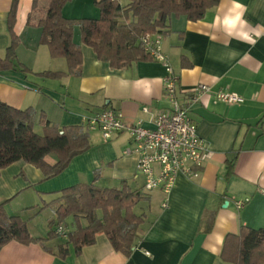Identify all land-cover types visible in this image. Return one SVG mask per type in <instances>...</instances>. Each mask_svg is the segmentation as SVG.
<instances>
[{
  "label": "crops",
  "instance_id": "obj_1",
  "mask_svg": "<svg viewBox=\"0 0 264 264\" xmlns=\"http://www.w3.org/2000/svg\"><path fill=\"white\" fill-rule=\"evenodd\" d=\"M117 1L122 6L128 3ZM93 2L71 0L62 14L69 19L98 18L99 9ZM11 4L12 0H0L1 58L11 43ZM31 6L32 0H17L13 26L16 62L29 71H0V101L18 109L33 108L35 125L41 130V114L45 122L58 128H82L90 147L51 178L22 160L1 169L0 202H16L30 209L37 196L43 202L37 209L51 206L52 215L46 221L51 222L63 188L92 182L99 187H120L125 181L144 195L133 208L143 221L129 255L115 251L100 234L78 255L68 244L69 254L60 258L57 248L66 242V236L57 234L45 240V226L40 231L22 218L31 236L44 240L6 243L0 248V264H232L220 258L225 236L237 234L242 225L264 226V0H219L197 21L179 16L166 22L162 49L178 76V89L188 90L196 84L210 88L191 105L189 116L211 153L197 177L177 174L168 193L143 189L135 144L127 133L106 140L98 131L85 130L82 121V116L110 107L119 110L126 122L140 121L152 128L155 114L167 105L162 64L150 59L111 67L81 43L75 25L73 41L80 45L82 54L80 72L57 78L38 75L44 71L66 72L67 63L64 58H52L47 46L39 44V27L26 24ZM44 12L42 4L34 14L40 17ZM218 90L234 93L241 101L222 102L214 95ZM45 159L53 163L56 156L47 155ZM237 200L244 202L241 207L235 205ZM211 211L212 226L205 231L201 217ZM66 220L62 227L66 232L73 231V219Z\"/></svg>",
  "mask_w": 264,
  "mask_h": 264
},
{
  "label": "trees",
  "instance_id": "obj_2",
  "mask_svg": "<svg viewBox=\"0 0 264 264\" xmlns=\"http://www.w3.org/2000/svg\"><path fill=\"white\" fill-rule=\"evenodd\" d=\"M71 0H32L27 25L41 29L39 44L46 45L52 58H64L66 72L44 71L38 75L57 78L65 74H78L82 54L79 44L73 41V29L77 25L81 43L90 46L98 59L111 67L121 68L132 61L150 60L138 38L144 33L162 34L170 17L185 16L197 21L219 0H128L122 6L117 0H94L99 9L98 18L69 19L63 16L64 5ZM44 5L43 16H35L40 5ZM17 0H12L8 14V29L11 43L4 57H0V71L29 69L16 62L17 37L13 32ZM36 112L33 108L18 109L0 101V170L15 161L22 160L39 168L45 178L63 172L71 160L90 147L88 136L82 128L56 125L45 122L40 115L43 132L34 130ZM55 155L53 163L46 161L47 155ZM234 160L228 162L227 173H232ZM95 172V179L97 177ZM144 195L133 190L123 181L120 187H99L92 183H77L59 192L55 219L49 224L46 239L57 236L56 228L71 217L74 230L67 232L66 242L57 248V256L65 258L69 254L68 244L78 255L82 248L95 243L103 234L115 251L129 255L135 239L139 235L141 215L133 211ZM0 202V248L10 241L21 244L41 242L29 233L27 223L19 215L6 213ZM214 212L201 217L204 230L212 226ZM84 221V223L82 222ZM224 262L232 264H264V226L252 228L241 226L237 234H227L220 252Z\"/></svg>",
  "mask_w": 264,
  "mask_h": 264
},
{
  "label": "built area",
  "instance_id": "obj_3",
  "mask_svg": "<svg viewBox=\"0 0 264 264\" xmlns=\"http://www.w3.org/2000/svg\"><path fill=\"white\" fill-rule=\"evenodd\" d=\"M138 43L151 60L161 63L164 68L162 85L167 105L155 114L153 127H144L140 121L128 123L119 110L110 107L95 114L84 115L82 121L85 130L98 131L106 140L117 133H127L135 144L137 170L144 178L143 189H159L168 193L177 174L182 173L188 178L197 177L210 157L211 153L189 116L191 105L202 94L208 93L210 88L207 84H196L188 90L178 89V76L162 49V34L144 33L139 36ZM214 95L225 103L241 101L239 96L231 92L218 90ZM146 110L143 108V111ZM243 203L235 201L237 207H241ZM162 206L165 207L166 203ZM56 233L62 236L67 234L62 226L56 228Z\"/></svg>",
  "mask_w": 264,
  "mask_h": 264
},
{
  "label": "rangeland",
  "instance_id": "obj_4",
  "mask_svg": "<svg viewBox=\"0 0 264 264\" xmlns=\"http://www.w3.org/2000/svg\"><path fill=\"white\" fill-rule=\"evenodd\" d=\"M124 1H126V0H120V2H124ZM39 10H41V5H40V9H37V11H39ZM44 10H45V7H44ZM34 130L38 134L42 133L41 127H39L38 125L34 126ZM34 196H36V195H34ZM36 198L37 199L35 200V204H33V206L30 209L23 207V206H17L16 202L10 203L9 201L5 202L4 205H7V204H9V205H7V207H4V208L7 210V212H6L7 214L8 213L9 214L10 213L11 214H19V216L21 218L28 220V222L32 226H34L35 228H38L40 231H41V229H43V226H45L46 229L49 230V228L52 227L53 225L49 224L50 222H46V221L52 215L51 206L49 208L47 207L46 209H42V210L37 209L39 205L43 204V202H42L41 198H39L37 196H36ZM32 203H34V202H32ZM68 218H70V217H68ZM66 219L63 222L64 225H66L65 223L68 222Z\"/></svg>",
  "mask_w": 264,
  "mask_h": 264
}]
</instances>
